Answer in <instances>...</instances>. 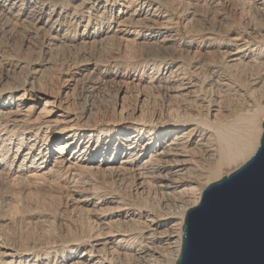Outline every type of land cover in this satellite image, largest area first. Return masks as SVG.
Segmentation results:
<instances>
[{"label":"bare ground","instance_id":"6f19581e","mask_svg":"<svg viewBox=\"0 0 264 264\" xmlns=\"http://www.w3.org/2000/svg\"><path fill=\"white\" fill-rule=\"evenodd\" d=\"M263 120L264 0H0V264H175Z\"/></svg>","mask_w":264,"mask_h":264},{"label":"water","instance_id":"95a60500","mask_svg":"<svg viewBox=\"0 0 264 264\" xmlns=\"http://www.w3.org/2000/svg\"><path fill=\"white\" fill-rule=\"evenodd\" d=\"M182 236L175 264H264V135L245 163L205 188Z\"/></svg>","mask_w":264,"mask_h":264},{"label":"rangeland","instance_id":"374dc122","mask_svg":"<svg viewBox=\"0 0 264 264\" xmlns=\"http://www.w3.org/2000/svg\"><path fill=\"white\" fill-rule=\"evenodd\" d=\"M18 40V43L20 44V42H21V38H17ZM103 92L105 93V95H107V97H108V100L110 99V100H112V95H113V90L111 89V88H106V89H104L103 90ZM243 163H240V164H238L239 166H237V168H239L241 165H242ZM237 168H235L234 170H236ZM228 170V169H227ZM234 170H232V171H234ZM224 171H226V170H224ZM228 173H230V172H228ZM225 174V173H224ZM226 175V174H225Z\"/></svg>","mask_w":264,"mask_h":264},{"label":"snow or ice","instance_id":"6c2138e0","mask_svg":"<svg viewBox=\"0 0 264 264\" xmlns=\"http://www.w3.org/2000/svg\"><path fill=\"white\" fill-rule=\"evenodd\" d=\"M262 135H264V132H262Z\"/></svg>","mask_w":264,"mask_h":264}]
</instances>
